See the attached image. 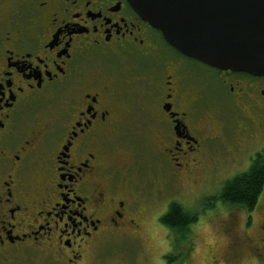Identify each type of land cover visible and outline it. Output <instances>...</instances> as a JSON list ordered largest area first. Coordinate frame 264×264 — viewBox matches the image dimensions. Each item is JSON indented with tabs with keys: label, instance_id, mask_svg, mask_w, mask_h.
<instances>
[{
	"label": "flooded vegetation",
	"instance_id": "af4514ba",
	"mask_svg": "<svg viewBox=\"0 0 264 264\" xmlns=\"http://www.w3.org/2000/svg\"><path fill=\"white\" fill-rule=\"evenodd\" d=\"M253 123L264 77L183 57L127 0H0V255L86 264L115 234L141 239L165 189L208 170L230 133L226 155L242 154ZM140 133L148 198L125 183ZM255 210L264 224V200Z\"/></svg>",
	"mask_w": 264,
	"mask_h": 264
},
{
	"label": "rangeland",
	"instance_id": "374dc122",
	"mask_svg": "<svg viewBox=\"0 0 264 264\" xmlns=\"http://www.w3.org/2000/svg\"><path fill=\"white\" fill-rule=\"evenodd\" d=\"M139 110H143L142 107L134 106L136 119L140 118ZM225 124L231 130L237 125L235 119ZM248 127L255 137L253 143L243 144L246 145L242 154L226 155V150L236 140L231 141L235 138L231 133L229 139L227 135L217 142L210 149L212 159L208 170L197 173L190 183L184 184L182 190L165 189L162 202L148 214V229H144L145 234L141 239L115 234L96 245L95 254L88 256L86 264H212V257H217L219 264H264V259L259 256L258 244L264 226L261 211L248 212L238 206L217 201L211 203L225 181L246 171L250 157L264 148V123H253ZM147 149L148 142L140 133V137L135 140L134 169L125 182L128 189L144 198L152 196L153 189L148 192L152 188L149 183L157 178L148 172ZM203 196L208 198L200 203ZM261 199L264 200V196ZM173 200L186 210L199 214L198 222L190 227L189 235L183 241L170 235L167 229L157 226L154 221L156 214L165 213L167 204ZM0 264L52 262L33 250L20 249L0 255Z\"/></svg>",
	"mask_w": 264,
	"mask_h": 264
},
{
	"label": "water",
	"instance_id": "95a60500",
	"mask_svg": "<svg viewBox=\"0 0 264 264\" xmlns=\"http://www.w3.org/2000/svg\"><path fill=\"white\" fill-rule=\"evenodd\" d=\"M183 56L264 77V0H127Z\"/></svg>",
	"mask_w": 264,
	"mask_h": 264
},
{
	"label": "trees",
	"instance_id": "16d2710c",
	"mask_svg": "<svg viewBox=\"0 0 264 264\" xmlns=\"http://www.w3.org/2000/svg\"><path fill=\"white\" fill-rule=\"evenodd\" d=\"M263 195L264 149L252 157L246 171L225 181L212 200L231 206L242 207L249 212L254 210L260 201V197ZM198 216L197 212L188 211L179 203L171 202L160 221L165 228L178 235L177 239L183 241L189 235L190 227L197 223ZM190 250L191 248L188 249V252Z\"/></svg>",
	"mask_w": 264,
	"mask_h": 264
}]
</instances>
